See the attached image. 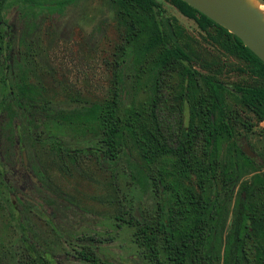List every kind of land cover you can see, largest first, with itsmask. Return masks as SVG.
<instances>
[{
	"label": "trees",
	"instance_id": "16d2710c",
	"mask_svg": "<svg viewBox=\"0 0 264 264\" xmlns=\"http://www.w3.org/2000/svg\"><path fill=\"white\" fill-rule=\"evenodd\" d=\"M67 1L36 4L60 12ZM169 1L201 31H212L210 42L248 65L261 82L227 86L195 70L199 52L179 41L182 31H174L161 17L156 0H107L120 41L108 95L48 113L52 128L69 130L94 146L69 150L53 132L43 142L61 168L74 165L78 156L110 175L120 166L128 188L152 201L148 209L132 203L124 207L116 198L114 216L130 229L132 243L149 264H264V155L251 158L242 151V144L253 151L246 134L264 122V65L236 37L180 0ZM11 44L0 31L4 61ZM128 54L130 91L133 96L144 92L145 97L136 101L132 96L124 107L123 57ZM214 58L210 66L217 65ZM25 61V55L13 59L17 83L9 85L17 94L19 116L28 119L40 103L45 110V100L40 97L43 90L30 82ZM1 79L5 87L4 74ZM258 135L264 139V124ZM18 226V244L6 248L0 261L55 264ZM77 257L87 264H106L88 248Z\"/></svg>",
	"mask_w": 264,
	"mask_h": 264
},
{
	"label": "rangeland",
	"instance_id": "374dc122",
	"mask_svg": "<svg viewBox=\"0 0 264 264\" xmlns=\"http://www.w3.org/2000/svg\"><path fill=\"white\" fill-rule=\"evenodd\" d=\"M43 1L50 0H8L1 16L9 27L12 60L26 56L30 82L43 90L40 97L45 100V113L105 98L120 42L112 7L107 0H68L56 12L36 4ZM156 1L161 5V17L169 20L174 31H182L179 41L199 52L198 64H193L195 70L213 75L227 86L261 82L248 71V65L227 56L210 42L212 31H201L169 0ZM214 56L217 65L210 66L208 61ZM123 58L127 89L123 106L128 107L133 96L129 88L132 58L129 54ZM3 93L0 86V95ZM144 97L145 93L138 91L133 99L141 101ZM45 113L40 109L39 115L28 117L32 124L19 118L16 129L9 125L3 130L4 135L17 136L19 144L13 139L9 146L2 144L0 171L10 179L11 191L21 200L15 202L16 210L12 211L13 196L0 177V257L6 248L18 244L19 224L55 264H87L77 257L82 248L91 249L106 264H149L132 243L130 229L114 216L116 198L124 207L132 203L150 209L152 201L128 188L120 166L110 175L108 169L100 168L93 160L78 156L74 165L61 168L49 144L43 142L50 133L69 150H90L94 144L69 130L52 128ZM262 125L263 122L246 134L254 157L257 153L264 155V139L258 135ZM132 156L137 159L134 153ZM0 264L12 263L5 259Z\"/></svg>",
	"mask_w": 264,
	"mask_h": 264
},
{
	"label": "water",
	"instance_id": "95a60500",
	"mask_svg": "<svg viewBox=\"0 0 264 264\" xmlns=\"http://www.w3.org/2000/svg\"><path fill=\"white\" fill-rule=\"evenodd\" d=\"M236 37L264 65V22L243 0H180ZM264 4V1L257 0ZM242 151L253 158L245 144Z\"/></svg>",
	"mask_w": 264,
	"mask_h": 264
},
{
	"label": "flooded vegetation",
	"instance_id": "af4514ba",
	"mask_svg": "<svg viewBox=\"0 0 264 264\" xmlns=\"http://www.w3.org/2000/svg\"><path fill=\"white\" fill-rule=\"evenodd\" d=\"M2 2L4 3V6H5V3L8 2V0H0V3H2ZM27 3H32V0H28ZM41 3H46V1L41 2ZM4 6H3V8H4ZM3 8L0 11V31H1V34L7 35V37L10 39L9 32H8L9 27L4 23L2 16H1ZM10 47H11V45L9 46V49H8L9 59L7 61H4L1 59L2 54L0 53V86L4 90V93L2 95H0V148L2 147L3 143H6L9 146L10 143L12 142V139L15 141V144H17L19 142L17 136H12L9 134L4 135L3 134L4 128L5 127L8 128L9 125H11V129H16L17 120L19 118L20 119L22 118L25 120V118L19 116L17 94L14 91V88L9 85V84L14 85L17 83V70H16V68H14V69L11 68L13 66V62H10L12 60V57H11L12 53H10L11 52ZM3 64H4V66H3ZM5 65H9V66H5ZM2 74H4V79H5V83H6L5 87H3V84H2V79H1ZM27 95H30V94H27ZM35 111L36 112H35V114H33V116L36 114L39 115L40 108L36 107ZM44 113H45V110H44ZM48 113H49V111H48ZM48 113H45L44 116L48 117ZM27 118H28V114H27ZM263 124H264V122H263ZM6 132H8V131H6ZM2 159L3 158H2L1 153H0V162ZM22 167L25 169V166L22 165ZM31 176L33 179V183L35 184V178L33 175H31ZM0 177L3 181V185L6 187L7 191H9L8 193L13 196V200L10 202V207H11L12 211H15L16 210L15 209L16 208L15 202L18 200H21V197L11 191V184L9 183L10 179L6 178V174L3 171H0ZM36 184L38 187L41 186V183L38 181V179L36 180ZM45 186H46V184L44 181V188H45ZM18 230L20 232L19 226H18ZM23 231L26 234V231L24 229H23ZM19 237H20V235H18V241H19ZM26 237L30 240V238L28 237L27 234H26Z\"/></svg>",
	"mask_w": 264,
	"mask_h": 264
},
{
	"label": "bare ground",
	"instance_id": "6f19581e",
	"mask_svg": "<svg viewBox=\"0 0 264 264\" xmlns=\"http://www.w3.org/2000/svg\"><path fill=\"white\" fill-rule=\"evenodd\" d=\"M245 5L250 9L254 10L260 15L261 20L264 22V4L258 2L257 0H243Z\"/></svg>",
	"mask_w": 264,
	"mask_h": 264
}]
</instances>
